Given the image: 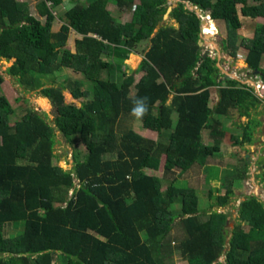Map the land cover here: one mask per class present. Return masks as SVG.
<instances>
[{
    "label": "trees",
    "instance_id": "16d2710c",
    "mask_svg": "<svg viewBox=\"0 0 264 264\" xmlns=\"http://www.w3.org/2000/svg\"><path fill=\"white\" fill-rule=\"evenodd\" d=\"M35 1L44 22L24 4L0 0V58L12 60L7 75L50 101L54 128L69 143L78 137L85 154L82 159L74 155L72 169L62 170L53 162L54 128L37 113L10 125L13 110L0 95V264H54L58 256L65 264H174L175 254L186 264H214L221 256L224 264H264V211L256 197H247L238 209L239 221L256 228V241L238 224L224 252L218 236L227 215L211 211L202 220L195 190L177 181L194 167L204 169L219 151L224 134L213 114L242 106L247 96L258 99L248 84L224 78L221 85L215 59L202 57L198 45L201 18L194 10L183 11L184 2L223 21L226 41L234 49L241 26L237 6L243 16L263 17L264 0H179L177 27L159 24L160 0H114L120 8H132L131 19L116 25L107 8L110 0H89L60 15L57 32L52 31L51 7L45 0ZM49 1L53 7L62 3ZM155 28L140 62L142 76L130 96L129 85L116 81L117 63L119 68L143 32ZM71 30L81 37L74 41V52L66 47ZM240 43L247 50L245 62L264 82V24ZM63 69L84 80L57 84V72ZM213 86L219 97L211 107ZM64 90L83 100L81 105L65 104ZM144 96L149 112L136 119L133 101ZM172 113L177 115L174 126ZM128 117L158 136L173 130L166 143L147 139L123 128ZM204 129L213 145L203 144ZM243 165L245 172V159ZM164 180L168 184L160 191ZM225 188L214 197L216 207L233 194L230 182ZM5 224L20 233L6 237Z\"/></svg>",
    "mask_w": 264,
    "mask_h": 264
},
{
    "label": "rangeland",
    "instance_id": "374dc122",
    "mask_svg": "<svg viewBox=\"0 0 264 264\" xmlns=\"http://www.w3.org/2000/svg\"><path fill=\"white\" fill-rule=\"evenodd\" d=\"M17 1V0H16ZM20 0H18L19 3ZM31 2L32 13L37 17L35 0H26ZM71 5L81 3L86 4L89 0H70ZM179 0H160L159 9L161 19L159 24L171 25L177 27L176 18L178 11L175 9ZM254 1L250 0V3ZM22 4V3H21ZM69 0H66L64 8L51 7L54 13V21L52 23V31L57 32L59 26L60 15L67 8H70ZM108 10L115 19L114 24L127 22L131 19L132 8H120L116 5L114 0H110L107 4ZM238 8V16L241 26L236 30L237 37L234 42L235 48L227 43V28L223 21H215L210 17L207 24H204V33L200 35L203 43L200 46L201 54H207L215 59V65L219 68L218 81L224 85V78L228 76L229 79H234L240 83L248 84L253 87V92L258 99L247 96L244 103L241 105H232L225 114H213V118L219 123L218 129L223 132L224 136L220 140L219 151L212 157L208 158L206 167H194L190 172L183 174L177 178L181 186L193 188L198 197V207L204 213L202 220L206 218V214L214 211L227 215L226 224L223 231L218 236L224 241V252L228 249L227 241L231 237L232 232L239 224L243 231L248 234L250 241H256L255 227H249L238 219V209L240 203L249 196L256 197L262 203V210L264 211V189L260 182L259 175L262 172V161L264 160V82L261 80L258 72L249 68L245 62V55L247 50L240 43L242 38H250L253 35L254 27L264 24L263 17H246L240 13V5ZM183 11L195 10L196 7L188 2H184ZM199 16H209L208 11L201 9ZM44 22L45 18H41ZM156 30H145L140 41H138L129 54L126 60L116 68V81L118 84L127 83L130 87V96L135 93V84L138 82L142 73L140 71V62L143 59V54L148 47V37ZM203 31V29H202ZM206 32V33H205ZM201 33V32H200ZM210 33V34H209ZM76 36L73 32H69L66 46L74 50V41ZM233 52V53H232ZM234 54V55H233ZM106 61H111V57L102 55ZM11 60L4 61L0 58V95L8 99L12 107V114L9 116V124L13 125L15 122L22 119H27L33 113L40 114L45 118L46 122L53 128L54 113L50 101L41 96L38 91L25 90L15 78L7 75L5 70L11 64ZM261 65L264 66V57L261 60ZM66 80L69 81H83L80 74H75L71 70L63 69L57 72V84H64ZM262 83V87L260 84ZM89 84H86V87ZM85 86L83 88H86ZM208 105L214 106L218 100V88L213 86L209 88ZM65 104H74L77 107L81 105L83 100H75L71 97L68 90L63 91ZM171 95L168 98L167 104L170 102ZM171 119L173 126L176 122L177 115L172 113ZM123 128L130 129L144 138L152 139L162 143L167 142L168 134L173 130L164 131L161 136L156 132L144 129L141 122L128 117L122 122ZM208 129L202 131V141L205 145H213V139L209 134ZM231 137H238L242 143L237 145ZM52 149L55 159L54 164H57L62 170L69 171L74 165L73 156L78 154V159H82L85 154V148L75 137L71 143L54 128L52 136ZM113 158V156H107ZM163 159V157H162ZM246 160V170L243 171V160ZM244 172V173H243ZM160 173V172H159ZM178 170L174 172L177 174ZM139 176L133 174L132 177ZM230 182L232 188V196L228 203L224 206L216 207L215 199L218 195L225 193V187ZM168 181L162 182L160 191H164ZM209 191L213 198H209ZM175 213L179 212V207L174 205ZM257 221L256 227L262 222ZM20 233V228H15L11 224H5L4 235L6 237L14 236ZM174 264H186L180 259L178 254L173 256ZM54 264H65L64 259L56 257ZM214 264H224V256H221Z\"/></svg>",
    "mask_w": 264,
    "mask_h": 264
},
{
    "label": "clouds",
    "instance_id": "9594fccd",
    "mask_svg": "<svg viewBox=\"0 0 264 264\" xmlns=\"http://www.w3.org/2000/svg\"><path fill=\"white\" fill-rule=\"evenodd\" d=\"M195 6V5H193ZM196 8H198L197 6H195ZM201 12V8H198ZM204 10H207L208 11V15L209 16H199V13H197L195 10V13L201 18V20H205L206 24H207V20H209L211 17H210V11L208 9H204ZM210 17V18H209ZM212 19V18H211ZM213 20V19H212ZM204 25L201 24V27H200V35L202 33H204ZM203 29V31H202ZM206 33V32H205ZM199 39H201V37L199 36ZM202 40V39H201ZM148 100L149 98L147 96H144V97H139V98H136L134 99L133 101V107L131 109V115L133 117H135L136 119H143L149 112V104H148Z\"/></svg>",
    "mask_w": 264,
    "mask_h": 264
},
{
    "label": "crops",
    "instance_id": "0c3cea01",
    "mask_svg": "<svg viewBox=\"0 0 264 264\" xmlns=\"http://www.w3.org/2000/svg\"><path fill=\"white\" fill-rule=\"evenodd\" d=\"M17 2H18V0H17ZM65 2H66V0H62V3L61 4H59L58 6H56L55 8L57 9V8H64V6H65ZM19 3H22V4H24L28 9H29V11H30V13L34 16V17H36L33 13H32V10H31V2H27L26 0H20L19 1ZM69 4L71 5L72 3H71V1L69 0ZM76 4H77V1H76ZM76 4H73V5H71V7H73L74 5H76ZM35 7H36V5H35ZM70 7V8H71ZM70 8H67L65 11H63L62 13H59V15H62L63 13H65L68 9H70ZM36 13H37V10H36ZM111 13V12H110ZM38 14V13H37ZM112 15V14H111ZM38 17H39V15H38ZM37 18V17H36ZM41 18L42 17H39L38 19H40L41 20ZM44 18V17H43ZM59 22H60V20H59ZM61 23V22H60ZM114 23V22H113ZM61 25V24H60ZM60 27V26H59ZM71 32H73L74 34H75V36H76V39H80L81 37H80V35H78V34H76L74 31H72L71 30ZM67 47V46H66ZM68 48V47H67ZM69 49V48H68ZM74 49V48H73ZM71 52H74V50H72V49H69ZM12 61V60H11Z\"/></svg>",
    "mask_w": 264,
    "mask_h": 264
},
{
    "label": "water",
    "instance_id": "95a60500",
    "mask_svg": "<svg viewBox=\"0 0 264 264\" xmlns=\"http://www.w3.org/2000/svg\"><path fill=\"white\" fill-rule=\"evenodd\" d=\"M196 12L199 13L200 10H199L198 8H196ZM201 24H203V25L206 24L205 20L202 19V20H201ZM202 43H203V41H202L201 39H198V45L201 46ZM206 55H207V54H202V57H205ZM255 71H256V70H255ZM256 72H257V71H256ZM225 78H226V79H229L228 76H225ZM245 200H246V198H244L243 201H245Z\"/></svg>",
    "mask_w": 264,
    "mask_h": 264
},
{
    "label": "built area",
    "instance_id": "2783aa9c",
    "mask_svg": "<svg viewBox=\"0 0 264 264\" xmlns=\"http://www.w3.org/2000/svg\"><path fill=\"white\" fill-rule=\"evenodd\" d=\"M45 2H47V4H48L49 7H52V3L49 0H45ZM258 85H260V87H262L263 84L260 83Z\"/></svg>",
    "mask_w": 264,
    "mask_h": 264
},
{
    "label": "bare ground",
    "instance_id": "6f19581e",
    "mask_svg": "<svg viewBox=\"0 0 264 264\" xmlns=\"http://www.w3.org/2000/svg\"><path fill=\"white\" fill-rule=\"evenodd\" d=\"M210 34V33H209Z\"/></svg>",
    "mask_w": 264,
    "mask_h": 264
}]
</instances>
